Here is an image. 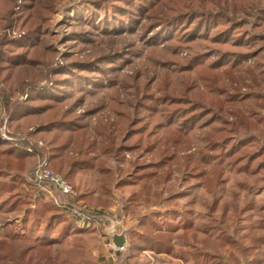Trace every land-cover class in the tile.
Wrapping results in <instances>:
<instances>
[{
	"label": "trees",
	"instance_id": "1",
	"mask_svg": "<svg viewBox=\"0 0 264 264\" xmlns=\"http://www.w3.org/2000/svg\"><path fill=\"white\" fill-rule=\"evenodd\" d=\"M61 1L0 0V114L7 116L11 134L44 143L50 168L68 184L77 173L103 164L101 156L122 161L124 153L135 150L149 161H135L124 184L144 178L168 181L173 173L181 174L185 184L209 179L214 186L227 172L264 178V0H81L89 11L64 37L78 56L64 55V66L55 69L46 26L58 15ZM94 32L107 38L138 32L144 60L127 73L114 69L106 75L99 64L111 52L84 49L93 43ZM94 72L107 78V110L117 123L106 116L94 119L95 107L86 104L85 95L103 83ZM40 83L51 85L41 89ZM22 94L26 98L20 101ZM98 148L101 156L94 154ZM34 155L0 141V210L4 207L7 214L22 211L14 191L33 168ZM205 209L213 217L227 207L212 194ZM29 212L24 209L21 222L37 249L50 248L71 226L77 228L66 216L71 224L53 233L57 215L40 229L44 211L30 223ZM170 214L174 219L175 212L137 216L141 233L133 238L155 253L171 254L178 226L171 219L165 228L157 222ZM182 226L188 231L191 225ZM192 249L187 255L196 257ZM20 258L19 264H35L23 253ZM196 260L222 264L209 255Z\"/></svg>",
	"mask_w": 264,
	"mask_h": 264
},
{
	"label": "rangeland",
	"instance_id": "2",
	"mask_svg": "<svg viewBox=\"0 0 264 264\" xmlns=\"http://www.w3.org/2000/svg\"><path fill=\"white\" fill-rule=\"evenodd\" d=\"M74 1L79 2L81 0ZM80 3L81 2L71 5L67 0L59 2L57 7L59 10L58 15L52 16L46 26L51 34V45L55 51L53 59V68L55 69H61L64 66V55L73 53L74 56H78V54H76L78 49L76 47H69V44L64 41V37L67 36L69 31H72V25H74L75 21L81 19L82 16H80V14L85 16L87 15V11H89L88 9L87 11H84V6L80 5ZM137 33L125 34L115 38H107L103 37L100 33L98 36L94 32V35L92 36L93 43H87L84 45V49L89 54L111 52V55L113 56L109 60H104L99 64V67L102 69L101 71H104L106 75L114 69L117 70H114L117 73H127L130 66L142 62L145 57V45L139 41V34ZM47 76L51 77V74H47ZM92 76L103 79V83L96 86L92 93L85 95L86 104L95 107L96 115L94 116V119L106 116L107 119L105 120L109 121V123H117V118L107 110L109 97L105 94L108 91L107 83L104 82V80L107 79L106 76L104 75L102 78L100 72H94ZM44 85L48 87L51 83H40L39 87L42 89L41 86ZM262 89L264 92V84L262 85ZM121 99H123V96ZM81 111V109L78 110L79 113H81ZM3 115H5L4 111L1 112L0 117H3ZM31 131H33V129H31ZM163 132H165V129H161L159 133ZM17 136L30 141L31 147L39 153L40 156L47 158V155L45 154V145L42 141H38L32 136H29L28 138L22 135ZM99 139L100 137L95 139L96 142H100ZM38 144L41 146H38ZM94 154L100 155L99 148L98 152H95ZM142 155V150H135L133 153H124V159H122V161L116 160L112 154L108 156L100 155V160L103 161V164L97 163V168L95 170L93 169L84 173H77L73 179V184H69L78 193L80 203L90 210H104L103 215L108 218H105L100 226L98 225L100 227H97L98 229L94 227L86 229L87 231L80 233L81 235H79V233L76 234L75 231H72V234H70L71 231H69L66 236L68 238H63L60 245L42 250L39 248L37 249L38 243L31 239L32 236L27 237L24 235L27 231L25 228L23 229L21 222V214L24 209L27 208L30 211L29 223L32 219L39 218V214L44 211V219L43 217L39 218L40 229L45 226L47 218L58 215L59 217L57 216L53 221L57 232L52 230L53 233L56 234L65 226L71 224V221L68 219L69 217L64 211L57 209L52 204L48 203L47 200L38 197L35 187L31 186L32 183L29 180V177L36 164V156L34 155L35 163L33 168L24 173L25 182L22 185L17 186L14 191L20 199V205H22L21 213L18 214V212L15 211L12 214H7L5 213L4 207L0 210V264H19V261H21V253H23L24 258L31 259L32 263L35 264H93L91 253H99L100 230L102 229L104 232L110 227L111 222H115L119 217L126 220V222H129L130 219L128 215L131 214L142 215L153 212H194L193 214L196 215L194 220L197 225L207 224L216 227V230L211 232V235L216 237L218 235L217 231L220 228L225 229L228 227L229 223H235L239 211L246 205L250 204L251 208L248 210L247 217L244 218L243 222H246L249 227H258L261 222H263L264 225V178L262 176L251 177L243 173L227 172L223 176L221 182H219L217 186H214L209 179L193 180L189 184H185L181 181V174L173 173L168 181L157 182L153 178H144L132 185L124 184V179H128V176L132 175L135 161H149L145 155ZM52 171L55 172L54 170ZM55 173L63 179L61 174L57 172ZM11 174H15V172L12 171ZM63 180L66 181L65 179ZM212 194H215L216 198L220 199V201L228 207L225 214L222 209H219L214 217H207L205 215V202L210 203L212 201ZM168 198L169 201L163 202L164 199ZM193 200H196V204H192ZM120 201L123 202L122 204L124 207L122 209H119ZM233 205L235 206V209L233 208ZM108 208L113 210V214ZM62 213H64L65 216H63ZM174 216V219H171L172 214H170L166 218L161 217L156 220L162 228L166 227L164 226V223L170 221V219L174 220L175 224L176 222L180 223L191 220L185 214L183 216L181 214ZM247 232L250 231L247 230ZM175 234L177 233L173 234L174 251L172 252V256L184 255L187 264L193 263V257L185 255L183 253L185 252L184 250H178ZM204 237V235L199 234V248H203L209 253L217 255L221 254L226 260L228 258V253L232 251L233 256L243 260L241 257L242 255L236 248L232 249L226 245L220 246V244L212 247V243L211 247H209V244L206 242L205 245L209 248H204V241L202 239ZM248 238L249 240H246L245 244L255 246L258 244L260 245V249L252 251L246 257H258L259 259L264 260V226L260 230L257 229L253 236H249ZM188 239L190 240V236H188ZM255 240H257V242ZM179 242L182 243L184 241L180 239ZM33 248H35L34 251H32ZM202 253L204 252L202 251ZM198 255L194 258V262ZM203 256L204 254L202 255L200 253L198 258L202 259Z\"/></svg>",
	"mask_w": 264,
	"mask_h": 264
},
{
	"label": "crops",
	"instance_id": "3",
	"mask_svg": "<svg viewBox=\"0 0 264 264\" xmlns=\"http://www.w3.org/2000/svg\"><path fill=\"white\" fill-rule=\"evenodd\" d=\"M196 200H197V197H196ZM196 200H193L192 204H196ZM95 208H97V207H95ZM233 208L235 209L234 205H233ZM250 208H251L250 204L246 205L245 207H243V209H241L239 211L238 216H236L235 213L233 212L237 218V221H235V223H229L228 227L225 229H221V228L219 230L217 229L218 235L216 237L211 235V232L215 231L216 227L214 225H207V224L197 225V223H195V220H194L195 219L194 217L196 216L195 214H193L194 212L193 213L185 212V211L176 212L175 215H177V216L180 214L183 216L185 214L186 216H188L191 219L190 221H186V222H180V223L176 222V225L178 226V228L175 232V233H177V234H175V236H176L175 240H176V246H178V250H182V251L184 250L185 252H183V253L185 255H187L188 250L192 249V247H193L192 250H197L199 255L201 253L202 255L204 254V255L212 256L217 260V262H220L222 264H264V260L259 259L258 257H256V258L246 257L252 251L260 249V245H258V244H257V246L245 244L246 240H249L248 237L253 236V234L257 231V229L260 230L264 226L263 222H261L258 227H256V226L249 227L248 224H246V222H243L244 218L247 217L248 210H250ZM108 209L113 214V210L111 208H108ZM227 210H228V207H227ZM227 210H224V214L227 212ZM109 214H111V213H109ZM128 216H129L130 221L126 222L128 224L127 225L128 231L126 233L127 244L121 251H119L117 253V264H187V260L184 258V255L173 257L172 256L173 253H171V254H166L163 252L155 253L147 247V244L145 242L143 243V242L136 241L132 235L136 231L140 234L141 231H139L136 226L132 225L133 224L132 220L137 218V216H139V215L131 214ZM231 216H232V214H231ZM183 223H188L191 225L190 229L188 231L184 230V228L182 226ZM204 226L207 228L203 229L202 227H204ZM97 229H96V231H97ZM71 230L75 231L76 234L79 233V235H81L80 233L87 231V230H80V229L78 230L77 228L72 229V226L70 227V231ZM247 230H249L250 232H247ZM72 231L70 234H72ZM100 231H101V235L99 234V236H100L99 237L100 238L99 253L98 252L91 253V258L93 257V259H92L93 264H96V263L102 264L103 258L108 253V249H107L106 244H107V242H110V241L107 237L104 236L103 230L101 229ZM199 234H202L205 236L204 238H202L204 241V246H205L204 248L211 247V243L213 244L212 247H215L217 244H220V246L226 245L232 249L236 248L239 250L240 254L242 255L241 257L243 260H240L237 257L233 256L232 251H230L228 253V255H227L228 258L226 260V259H224V256H222L221 254L217 255L214 253H209L208 251H205L203 248H199L198 247ZM185 236H187V237H185ZM188 236H190V240L188 239ZM65 238H68V237H65ZM255 238H256V236H255ZM180 239L183 240L184 242L180 243L179 242ZM255 241L257 242V240H255ZM61 242L62 241H58V242L56 241L55 243H52L51 248L52 247L54 248V246L56 247V246L60 245ZM205 242L209 244V247L207 245H205ZM171 244H173L172 249L174 251L173 239L171 240ZM202 251L204 253H202ZM199 255H198V257H199ZM194 258L195 257L193 256V263H191V264H195L197 262V260L194 262ZM67 264H70V263H67Z\"/></svg>",
	"mask_w": 264,
	"mask_h": 264
},
{
	"label": "built area",
	"instance_id": "4",
	"mask_svg": "<svg viewBox=\"0 0 264 264\" xmlns=\"http://www.w3.org/2000/svg\"><path fill=\"white\" fill-rule=\"evenodd\" d=\"M25 98L26 95L23 94L19 97V100L23 101ZM7 125L8 118L6 115H3V117H0V141L4 144L23 149L27 153H35L36 164L32 169L29 180L35 187L37 196L47 200L48 203L52 204L57 209L64 211L68 217L74 221L78 229L86 230L92 227H99L103 220L108 217L105 215H96L93 211L83 206L78 200V193L76 190L58 174L52 171L47 158L40 156V154L31 147L30 141L11 134ZM38 146L41 145L38 144ZM122 203L123 202L120 201L119 209L124 207ZM132 223V225L136 226L137 220H133ZM110 227H113L117 232L128 228L126 220L121 217L115 222L112 221ZM106 246L108 253L103 258L102 264H117V253L123 248L116 249L112 246L111 242H107Z\"/></svg>",
	"mask_w": 264,
	"mask_h": 264
},
{
	"label": "water",
	"instance_id": "5",
	"mask_svg": "<svg viewBox=\"0 0 264 264\" xmlns=\"http://www.w3.org/2000/svg\"><path fill=\"white\" fill-rule=\"evenodd\" d=\"M127 231V229H122L120 232H117L113 227H110L104 231V236L109 239L114 248L122 249L127 244Z\"/></svg>",
	"mask_w": 264,
	"mask_h": 264
}]
</instances>
